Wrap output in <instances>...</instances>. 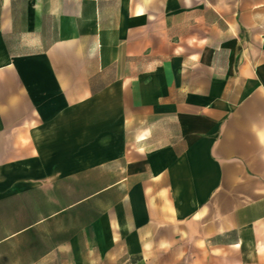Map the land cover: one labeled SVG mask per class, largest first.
<instances>
[{
	"label": "crops",
	"instance_id": "crops-1",
	"mask_svg": "<svg viewBox=\"0 0 264 264\" xmlns=\"http://www.w3.org/2000/svg\"><path fill=\"white\" fill-rule=\"evenodd\" d=\"M50 263L264 264V0H0V264Z\"/></svg>",
	"mask_w": 264,
	"mask_h": 264
},
{
	"label": "rangeland",
	"instance_id": "rangeland-1",
	"mask_svg": "<svg viewBox=\"0 0 264 264\" xmlns=\"http://www.w3.org/2000/svg\"><path fill=\"white\" fill-rule=\"evenodd\" d=\"M47 229H46V235H51V229H49V230H47ZM50 264H52V263H50Z\"/></svg>",
	"mask_w": 264,
	"mask_h": 264
}]
</instances>
